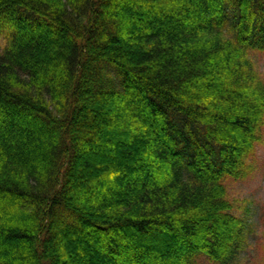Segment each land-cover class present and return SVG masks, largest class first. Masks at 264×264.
Segmentation results:
<instances>
[{"label": "trees", "instance_id": "trees-1", "mask_svg": "<svg viewBox=\"0 0 264 264\" xmlns=\"http://www.w3.org/2000/svg\"><path fill=\"white\" fill-rule=\"evenodd\" d=\"M0 35V264L238 262L264 0H0Z\"/></svg>", "mask_w": 264, "mask_h": 264}, {"label": "rangeland", "instance_id": "rangeland-1", "mask_svg": "<svg viewBox=\"0 0 264 264\" xmlns=\"http://www.w3.org/2000/svg\"><path fill=\"white\" fill-rule=\"evenodd\" d=\"M230 15V14H229ZM6 35H0V52L7 45ZM251 57L264 83V51L253 50ZM259 141L249 158L251 171L245 179L226 178L228 197L234 203V214L245 219L249 226L248 244L236 264H264V124ZM198 264H213L206 257Z\"/></svg>", "mask_w": 264, "mask_h": 264}]
</instances>
